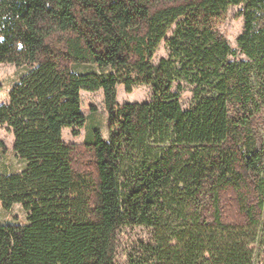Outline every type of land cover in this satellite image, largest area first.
<instances>
[{"label":"trees","instance_id":"obj_1","mask_svg":"<svg viewBox=\"0 0 264 264\" xmlns=\"http://www.w3.org/2000/svg\"><path fill=\"white\" fill-rule=\"evenodd\" d=\"M231 6L241 59L218 29ZM0 63L20 70L0 124L25 162L0 203L27 213L0 225V264H116L123 226L152 229L144 264H256L258 240L264 264V0H0ZM119 85L151 97L120 104ZM98 90L108 139L66 142Z\"/></svg>","mask_w":264,"mask_h":264},{"label":"rangeland","instance_id":"obj_2","mask_svg":"<svg viewBox=\"0 0 264 264\" xmlns=\"http://www.w3.org/2000/svg\"><path fill=\"white\" fill-rule=\"evenodd\" d=\"M240 6H231L227 10L224 20L219 24L218 29L226 37L231 48L236 50V54L231 59H241L243 55L237 46V37L242 31L243 19L238 14ZM172 28L168 30L165 38L171 35ZM168 49L165 39H162L154 52L152 62L166 57ZM77 71H84L86 67L75 68ZM89 70H96L95 67H87ZM20 70L11 63H0V105L8 102L9 91L18 79ZM180 103L183 109H188L192 102V86L185 81H180ZM177 90L176 85L173 87ZM151 97V90L148 86L142 85L135 87L132 92L127 93L123 85L117 86L118 103L143 102ZM81 111L86 117L85 126L78 129L79 134L73 135L71 128H65L62 137L66 142L81 144L87 131L99 129L102 137L107 140L108 133V114L105 110L103 91L80 92ZM264 137V124L261 127ZM25 166V162L18 158L14 152V139L12 133L6 125L0 124V174H12L20 172ZM27 223V213L19 204L13 205L10 209H5L0 203V225L22 226ZM152 229L146 226H123L119 229L117 237L116 264H144L145 255L143 246L152 243ZM254 256L256 264H263V250L258 240L254 245Z\"/></svg>","mask_w":264,"mask_h":264}]
</instances>
